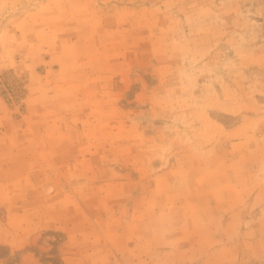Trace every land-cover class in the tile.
I'll return each mask as SVG.
<instances>
[{
	"label": "rangeland",
	"instance_id": "rangeland-1",
	"mask_svg": "<svg viewBox=\"0 0 264 264\" xmlns=\"http://www.w3.org/2000/svg\"><path fill=\"white\" fill-rule=\"evenodd\" d=\"M0 264H264V0H0Z\"/></svg>",
	"mask_w": 264,
	"mask_h": 264
}]
</instances>
